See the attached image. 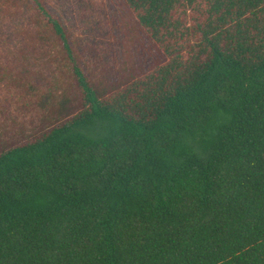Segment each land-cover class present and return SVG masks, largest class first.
<instances>
[{
	"label": "trees",
	"instance_id": "trees-1",
	"mask_svg": "<svg viewBox=\"0 0 264 264\" xmlns=\"http://www.w3.org/2000/svg\"><path fill=\"white\" fill-rule=\"evenodd\" d=\"M121 3L161 60L97 80L66 7L0 0L5 83H61L0 146V264H264V0Z\"/></svg>",
	"mask_w": 264,
	"mask_h": 264
},
{
	"label": "rangeland",
	"instance_id": "rangeland-1",
	"mask_svg": "<svg viewBox=\"0 0 264 264\" xmlns=\"http://www.w3.org/2000/svg\"><path fill=\"white\" fill-rule=\"evenodd\" d=\"M51 1L58 6L62 4L63 9L66 7L65 15L74 36L71 38L89 77L99 80L110 75L111 80L121 76L124 69L143 73L161 60L152 41L133 19L125 17L121 0H82V3L69 0L71 7L66 5L67 0ZM55 74L56 79L65 77L58 72ZM5 80L0 76V146L3 142L25 141L39 125L50 121L52 115L42 109L40 97L50 89L56 94L61 91L58 81L46 89V81L36 79L39 85L34 81L32 87L22 89Z\"/></svg>",
	"mask_w": 264,
	"mask_h": 264
}]
</instances>
